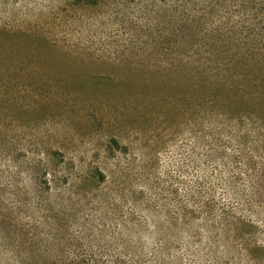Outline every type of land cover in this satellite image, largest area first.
I'll return each instance as SVG.
<instances>
[{
    "label": "rangeland",
    "instance_id": "rangeland-1",
    "mask_svg": "<svg viewBox=\"0 0 264 264\" xmlns=\"http://www.w3.org/2000/svg\"><path fill=\"white\" fill-rule=\"evenodd\" d=\"M0 264H264V0H0Z\"/></svg>",
    "mask_w": 264,
    "mask_h": 264
},
{
    "label": "trees",
    "instance_id": "trees-1",
    "mask_svg": "<svg viewBox=\"0 0 264 264\" xmlns=\"http://www.w3.org/2000/svg\"><path fill=\"white\" fill-rule=\"evenodd\" d=\"M232 40H233V38H232ZM232 40H230L231 41V43H233V41ZM202 80H203V82L204 83H206V80L204 79V78H202ZM207 102H208V100H207Z\"/></svg>",
    "mask_w": 264,
    "mask_h": 264
}]
</instances>
